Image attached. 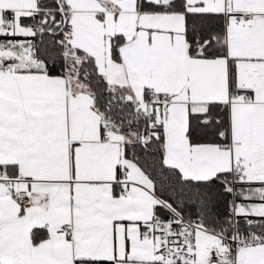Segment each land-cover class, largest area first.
<instances>
[{
	"label": "snow or ice",
	"instance_id": "1",
	"mask_svg": "<svg viewBox=\"0 0 264 264\" xmlns=\"http://www.w3.org/2000/svg\"><path fill=\"white\" fill-rule=\"evenodd\" d=\"M0 264H264V0H0Z\"/></svg>",
	"mask_w": 264,
	"mask_h": 264
}]
</instances>
